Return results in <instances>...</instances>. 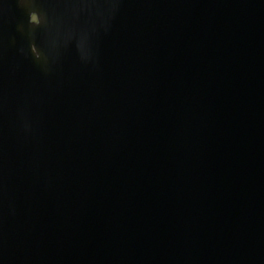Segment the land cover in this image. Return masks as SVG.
<instances>
[{"label":"water","instance_id":"1","mask_svg":"<svg viewBox=\"0 0 264 264\" xmlns=\"http://www.w3.org/2000/svg\"><path fill=\"white\" fill-rule=\"evenodd\" d=\"M0 264H264V0H0Z\"/></svg>","mask_w":264,"mask_h":264},{"label":"rangeland","instance_id":"2","mask_svg":"<svg viewBox=\"0 0 264 264\" xmlns=\"http://www.w3.org/2000/svg\"><path fill=\"white\" fill-rule=\"evenodd\" d=\"M34 20H35V18H34L33 15H32V17H31V19H30V22H34Z\"/></svg>","mask_w":264,"mask_h":264},{"label":"bare ground","instance_id":"3","mask_svg":"<svg viewBox=\"0 0 264 264\" xmlns=\"http://www.w3.org/2000/svg\"><path fill=\"white\" fill-rule=\"evenodd\" d=\"M235 260V259H234Z\"/></svg>","mask_w":264,"mask_h":264}]
</instances>
